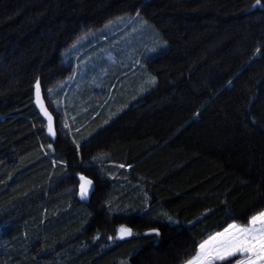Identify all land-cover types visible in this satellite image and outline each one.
<instances>
[{"label":"trees","instance_id":"16d2710c","mask_svg":"<svg viewBox=\"0 0 264 264\" xmlns=\"http://www.w3.org/2000/svg\"><path fill=\"white\" fill-rule=\"evenodd\" d=\"M254 4L0 0V264H184L199 242L264 212ZM138 18L152 27L147 60L133 35L106 48L114 64L103 56L72 77L75 44L93 38L91 50ZM80 177L92 181L87 201ZM122 225L130 240L117 239Z\"/></svg>","mask_w":264,"mask_h":264},{"label":"snow or ice","instance_id":"6c2138e0","mask_svg":"<svg viewBox=\"0 0 264 264\" xmlns=\"http://www.w3.org/2000/svg\"><path fill=\"white\" fill-rule=\"evenodd\" d=\"M253 7L264 9V2L255 0ZM35 90V102L48 119L49 133L55 136L52 116L47 112L41 99L39 80L36 81ZM80 179L83 181L80 185L83 197L87 194L92 181L85 180L84 177ZM132 235L130 227L122 225L118 229L119 239ZM145 235L159 237L161 233L158 228H154ZM185 264H264V212L252 216L247 225L229 224L224 231L216 232L199 242L196 253Z\"/></svg>","mask_w":264,"mask_h":264},{"label":"rangeland","instance_id":"374dc122","mask_svg":"<svg viewBox=\"0 0 264 264\" xmlns=\"http://www.w3.org/2000/svg\"><path fill=\"white\" fill-rule=\"evenodd\" d=\"M124 23L125 22L118 20V22H115V24H113V25L110 24L111 26H106L105 30L103 32H100L98 37L97 36L96 37L99 38V40L104 39V36L106 34H109L110 31H114L113 28L117 29L121 25H123ZM149 28H152V27H150V25H148L142 18L141 19L138 18L137 20H135V22H132L131 25L128 26V28L125 31H123V34H121L119 37H117L118 36L117 35L116 39L112 38L111 40H107L105 38L104 40H102L100 42L98 41L97 44L95 45V47L92 48L91 50H86L85 48L87 46V43L90 40H92L93 38L86 40V41H83L80 44H78V43L75 44L72 47V49L70 51H68L69 53L67 55L69 57V59H71V60H68V58H67L68 64H71V61H72V63L74 65H77L75 68L74 75L72 77L76 79L77 75H79V79H80L84 74L83 67L86 65V63H91V62L95 63V62L104 61L103 56H105L106 59L110 63L114 64L115 63V55H113V54L109 55L108 53H106V48H108L109 44H111L112 46L113 45L115 46V44H117L118 46H120V48H122L128 44V42L133 38V35H135L137 38V40H134L131 42L132 49H135L134 53L135 52L139 53V50H141L142 55L145 54L146 55L145 58L147 60L149 52H146V50H148V47H147L148 42H147L146 35L148 34ZM94 39H96V38H94ZM157 54H160V52L159 51L156 52V55ZM73 57H75L74 61L72 60ZM140 75L145 76L142 73H140ZM69 82H71V81H69ZM76 90L77 89H75L73 91H76ZM66 123H67V121H66ZM81 183H83V181H81ZM92 188H93V185H92L91 189ZM79 192H80V188H79ZM224 229L221 230L220 232L224 231Z\"/></svg>","mask_w":264,"mask_h":264},{"label":"water","instance_id":"95a60500","mask_svg":"<svg viewBox=\"0 0 264 264\" xmlns=\"http://www.w3.org/2000/svg\"><path fill=\"white\" fill-rule=\"evenodd\" d=\"M40 95H41V99H42V101H43L44 107H46L45 100H44V96H43V92L41 91V89H40ZM35 104H36V102H35ZM36 107H37L39 110H41L40 107H39V105L36 104ZM80 197H81L83 200H85V201L88 200V197H89V187H88L87 194H86L85 196L82 197V196H81V193H80ZM131 238H132V236H130V237H125L124 239H119L118 236H117V239H118L119 241H127V240H130Z\"/></svg>","mask_w":264,"mask_h":264}]
</instances>
